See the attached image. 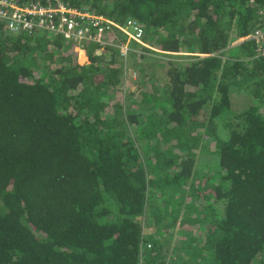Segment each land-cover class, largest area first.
<instances>
[{
  "label": "trees",
  "instance_id": "16d2710c",
  "mask_svg": "<svg viewBox=\"0 0 264 264\" xmlns=\"http://www.w3.org/2000/svg\"><path fill=\"white\" fill-rule=\"evenodd\" d=\"M63 3L142 44L0 23V264H264V0Z\"/></svg>",
  "mask_w": 264,
  "mask_h": 264
},
{
  "label": "built area",
  "instance_id": "2783aa9c",
  "mask_svg": "<svg viewBox=\"0 0 264 264\" xmlns=\"http://www.w3.org/2000/svg\"><path fill=\"white\" fill-rule=\"evenodd\" d=\"M0 23L11 34L33 31L57 35L66 42H74L80 46L91 43L100 49L114 47L124 61L132 51L131 44H142L143 38L141 27L135 21L117 25L103 17L68 8L63 0H0ZM113 29L123 34V42L114 41ZM250 40L257 42V53L264 58V29L256 30L234 44ZM76 50L84 54L82 50Z\"/></svg>",
  "mask_w": 264,
  "mask_h": 264
},
{
  "label": "rangeland",
  "instance_id": "374dc122",
  "mask_svg": "<svg viewBox=\"0 0 264 264\" xmlns=\"http://www.w3.org/2000/svg\"><path fill=\"white\" fill-rule=\"evenodd\" d=\"M151 57L155 58V59H159V60H162V59H165V60H170V59H167V58H164V57H159L158 55H150ZM185 57V56H184ZM177 61H185L183 59H178ZM78 62L81 64V65H84L87 63V59L85 57V55L83 53H78ZM126 76L127 78H129L128 81H131L133 82L134 81V78L133 77V72L132 71H126ZM176 240L178 239V237L175 238Z\"/></svg>",
  "mask_w": 264,
  "mask_h": 264
},
{
  "label": "clouds",
  "instance_id": "9594fccd",
  "mask_svg": "<svg viewBox=\"0 0 264 264\" xmlns=\"http://www.w3.org/2000/svg\"><path fill=\"white\" fill-rule=\"evenodd\" d=\"M234 43H236V42H234ZM234 43L232 44V46H235V45H236V44H234Z\"/></svg>",
  "mask_w": 264,
  "mask_h": 264
},
{
  "label": "water",
  "instance_id": "95a60500",
  "mask_svg": "<svg viewBox=\"0 0 264 264\" xmlns=\"http://www.w3.org/2000/svg\"><path fill=\"white\" fill-rule=\"evenodd\" d=\"M100 53V52H99Z\"/></svg>",
  "mask_w": 264,
  "mask_h": 264
}]
</instances>
